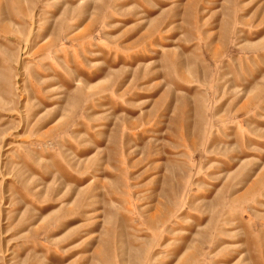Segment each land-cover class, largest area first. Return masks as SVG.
<instances>
[{
  "label": "rangeland",
  "instance_id": "rangeland-1",
  "mask_svg": "<svg viewBox=\"0 0 264 264\" xmlns=\"http://www.w3.org/2000/svg\"><path fill=\"white\" fill-rule=\"evenodd\" d=\"M0 264H264V0H0Z\"/></svg>",
  "mask_w": 264,
  "mask_h": 264
}]
</instances>
